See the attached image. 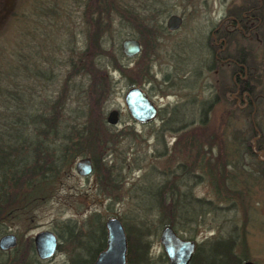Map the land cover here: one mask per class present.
I'll use <instances>...</instances> for the list:
<instances>
[{
    "label": "rangeland",
    "instance_id": "obj_1",
    "mask_svg": "<svg viewBox=\"0 0 264 264\" xmlns=\"http://www.w3.org/2000/svg\"><path fill=\"white\" fill-rule=\"evenodd\" d=\"M120 1L134 5L138 10L145 4L159 5L164 11L157 23L162 26L163 32L154 26L151 32H143L141 39L135 31L136 39L134 29L125 25L114 26L121 32L120 43L124 39L134 38L139 41L141 52L138 56L121 60V65L125 68L122 76L114 72V66L103 69L101 73L106 75L110 71L113 84L109 88L111 95L107 92V97H103L99 105L95 100L96 94H101L100 89L91 81L85 65L81 64L78 71L72 66V63L78 62L80 53L85 51L87 44L90 24L85 19V13L95 14L96 9L92 6L88 9L83 0H3L0 3V10L4 11V14H0V48L1 55H4L0 56L2 63L8 64L11 60L8 57L15 52L20 55L35 52L40 71L43 72L40 74L41 81L35 84L31 81L30 72H26L25 77L19 72L17 75L22 79L18 80L19 86L28 90L32 88L33 92H37L35 96H38L39 101H58L60 109L53 110L70 122L75 120L78 124H84L89 119L91 123L98 125L102 116L106 120L111 111L119 112L118 124L108 125L102 131L112 143L109 151L112 155L107 156L106 160L109 165L122 166L121 179L124 181L119 191L111 183L103 181L101 184L93 163L91 175L84 178L78 176L75 164L83 159L92 162L91 155L79 158L71 169H64L50 187H45L41 201L27 211L17 207L16 212L3 221L4 235H15L18 240L16 248L27 253L28 241L33 242L37 233L52 232L57 237L60 249L57 246L56 254L49 260H39L35 254L36 259L39 264H69L70 258L78 256V253L84 259L87 258L88 253L83 248L88 243L86 235H92L89 243L92 246L100 242L102 228L97 217L104 224L114 217L121 221L126 237H136L147 243V255L153 263L161 264L159 237L163 226L172 219L168 220L165 216L163 220L159 212L149 209L151 198L148 192H145L142 200L137 198L151 180L143 178L151 170L154 174L152 181L158 184L166 179L174 182L177 179H193L185 181L184 189L194 197L212 201L221 209L205 213L197 225L184 230L174 229L178 236L195 241L197 247L202 249L212 241L230 242L235 239L234 253L237 257L255 264H264V178L252 168L253 158L246 151L245 144L250 138V131L249 120L243 109L247 103L236 100L235 93H229L230 100L226 97L223 100L222 95L220 96V84L231 80L233 67L229 62L224 60L223 66L218 70H209L213 61L210 45L217 48L220 59L224 51L223 40L217 36L220 31L215 34L213 31L226 17L228 10L240 7L242 1ZM56 9L58 14H55ZM170 15H177L182 19L175 32L166 29V21ZM112 17L116 24L117 15L112 14ZM115 41L116 38L113 42ZM233 45L229 51L235 58L237 52L235 44ZM257 48L254 60L259 64L263 61L264 48ZM109 53H113L111 48ZM228 60L233 61L232 58ZM5 66L2 68H6ZM45 69L47 70L44 71ZM145 69L152 75V84L143 80ZM46 75L50 77V81L45 80ZM261 75L263 76L262 69L256 76ZM129 82H133V87ZM91 85H94L96 93L91 90ZM105 87L106 85L103 88ZM131 88L142 89L155 103L159 111L156 119L147 124L132 120L124 106V96ZM260 91L255 121L264 134L263 82ZM178 106L184 113L185 120L194 121V124L177 132L166 131L163 137H159L157 134L162 124L160 115L163 116ZM100 108L103 115L98 116ZM204 110L207 112L208 122L206 126H200ZM89 112L93 114L86 116ZM157 136L159 142L156 140ZM122 150L125 161L113 154ZM252 150L259 161H264L261 153L254 147ZM134 157L138 160L137 164L132 162ZM250 174H253L251 178ZM213 176H218V179H213ZM116 195L118 198L115 199ZM89 218L93 222L91 219L88 221ZM69 220L76 223L75 234L80 237L78 235V239L64 242L57 233L64 228H59L61 223ZM142 221L146 223L143 225ZM62 231L63 235L65 232ZM3 258L8 259L6 255ZM210 260L211 257L205 254L204 259L198 260V264H209Z\"/></svg>",
    "mask_w": 264,
    "mask_h": 264
},
{
    "label": "trees",
    "instance_id": "obj_2",
    "mask_svg": "<svg viewBox=\"0 0 264 264\" xmlns=\"http://www.w3.org/2000/svg\"><path fill=\"white\" fill-rule=\"evenodd\" d=\"M2 1L0 0L1 4ZM83 1L88 5V9L92 6L96 11L95 14L85 13V19L90 24L87 44L85 51L80 53L78 62L72 63V66L78 71L81 64L85 65L91 81H94L95 87L100 89L101 94L97 93L95 100L99 105L98 103L103 101V97H107V92L111 95L112 92H109V88L113 84L112 75H109L110 71L107 72V75L101 72L103 69L107 70L114 66V72L122 76L125 74V68L121 65V60L128 59L123 56L121 51V32L119 28H114V26L125 25L134 29L133 35L136 39V33L141 39L143 32H151L154 26L163 32V28L158 25L157 19L164 10L159 5L151 4H145L142 9L138 10L134 5L122 3L120 0ZM241 1L240 7L229 9L226 17L213 31L214 34L218 30L220 31V35L217 34V36L223 40L222 48L224 51L221 53L223 56L220 54L223 57L222 60V57L221 59L218 57L217 48L210 45L213 61L209 70H218L223 66L224 60L232 65L231 80L224 84L221 83L219 86L220 96L222 95L223 100L225 97L230 100L229 93H235L236 100L246 101L247 105L243 111H246L245 117L249 120L248 130L250 131V138L245 144L246 151L253 158L252 168L264 178V161H259L252 150L254 147L264 158V134L255 121L259 110L258 96L261 93L260 87L262 85V75L261 78L256 75L262 69L263 61L256 64L254 60L257 46L264 48V0ZM58 9H56L55 14H58ZM2 12L4 14V11L0 10V14ZM112 14L118 17L116 24ZM96 28L99 29V32ZM100 32L103 34L102 36ZM115 38L116 41L113 42ZM246 42L248 45H245ZM233 44H235L237 52L235 58L229 51ZM110 48L113 50L112 54L109 53ZM1 53L2 51L0 56L4 57ZM15 54L16 52L8 57L11 60L8 64L5 63L6 66L0 58V237L4 235L3 221L13 215L17 207L27 211L35 203L41 201L44 198L42 193L45 192V187H50L62 171L71 169L74 162L79 158L90 157L91 155L90 158L94 164V169L99 174L97 177L101 184L103 181L107 184L111 183V186L118 191L124 184L121 179L122 166L109 165L106 160L107 156L112 155L109 152L112 143L103 133L104 130L102 131L108 127L104 119L105 116H102L100 124L94 125L95 122L91 123L89 119L84 124H78L75 120L70 122L65 120L63 116L57 115L53 109H60L58 101L51 102L48 99L46 102L39 101L38 96H35L37 92H33L32 88L28 90V88L19 86L18 83L20 78L17 74L19 72L23 73V77H25L26 72H30L31 81L34 84L41 81L40 74L43 72L40 71L37 54L35 52L33 53L34 56L33 54ZM12 57H16V60ZM228 58H232L233 61H229ZM4 66L6 68H2ZM44 78L46 81L51 80L47 75ZM143 80L147 84H152V75L149 74L148 69H145ZM3 82L8 83L3 84ZM129 83L133 87V82ZM94 85H91V90L96 93ZM104 85H106L105 88H103ZM110 95L108 94V96ZM233 104L235 105V101ZM90 113L93 114V112H89L86 116H90ZM99 115H103L102 108L99 109ZM160 117L162 124L157 134L159 137H163V133L166 131L177 132L194 124V121L185 120V115L180 110V106L175 107L173 111H169L165 115L163 114V116L161 114ZM207 122L208 116L204 110L203 119L200 120L199 125L206 126ZM158 136L156 137L157 142L160 141ZM113 154L122 161L126 160L123 150ZM132 162L137 164L138 160L134 157ZM113 168L117 170L114 171ZM123 168L125 170L124 166ZM252 175L250 174L249 177L251 178ZM153 176V171L150 170V173L143 177L151 180L139 192L137 198L142 200L145 192L150 194L149 209L159 212L163 220L166 217L169 218L168 220L172 219L163 226L164 228L170 227L173 231L174 229L184 230L192 225H197L205 213L221 210L212 201L194 197L184 189L185 181L193 179H177L175 182L166 179L165 182L158 184L152 181ZM217 177L213 176V179H218ZM220 177L224 178L223 175ZM239 197L238 194L237 198ZM114 198L116 199L118 196L116 195ZM97 218L102 228L99 236L100 242L98 245L92 246L89 244L92 235H86L88 243L84 244L83 248L88 253L87 258L84 259L81 257L82 254L78 253V256L70 258L69 264H93L98 254L105 249V224L100 222L99 217ZM145 223L146 221H142L143 225ZM61 224L59 228L64 227L61 231L65 233L62 235L61 231L60 233L58 231L57 234L64 242L78 239L79 234H75L76 223L69 220ZM133 238L131 236L126 237V264H155L147 255L148 244L136 237ZM235 245V239H232L230 242H209L206 248L203 246V249L197 247L195 255L198 254L200 257L197 255L192 264H198L199 258L204 259L205 254L211 257L209 264H241L242 260L234 253ZM27 248V253L20 248L8 253L0 251V264H39L31 240L28 241ZM80 248L82 249V247ZM58 249H60V245H58ZM5 255L8 258L6 260L3 258ZM159 261L161 264H167L164 254L161 255Z\"/></svg>",
    "mask_w": 264,
    "mask_h": 264
},
{
    "label": "water",
    "instance_id": "obj_3",
    "mask_svg": "<svg viewBox=\"0 0 264 264\" xmlns=\"http://www.w3.org/2000/svg\"><path fill=\"white\" fill-rule=\"evenodd\" d=\"M182 19L177 15H170L166 21V29L169 32L178 30ZM121 51L125 58H133L141 52L139 41L133 38L124 39L121 42ZM126 111L137 123L147 124L154 120L158 114V108L148 95L140 88H131L124 96ZM106 122L110 126H116L119 122V112L111 111ZM93 171L92 162L83 159L75 164V172L80 177H88ZM107 231L106 249L102 251L93 264H126L127 239L121 221L117 218H109L105 222ZM169 259V264H187L194 248V243L181 242L170 227H165L159 237ZM18 240L13 234L0 237V251L7 252L17 247ZM35 254L39 260H49L57 251L58 240L55 234L49 231L37 233L33 238Z\"/></svg>",
    "mask_w": 264,
    "mask_h": 264
},
{
    "label": "flooded vegetation",
    "instance_id": "obj_4",
    "mask_svg": "<svg viewBox=\"0 0 264 264\" xmlns=\"http://www.w3.org/2000/svg\"><path fill=\"white\" fill-rule=\"evenodd\" d=\"M262 70H263V76H262V78H263V80H262V82H263V87H264V56H263V67H262ZM158 113H159V111H158ZM157 117V116H156ZM156 119V118H155ZM105 230H106V228H105ZM175 233V232H174ZM175 235H176V237L181 241V242H183V243H186V244H190V243H194V248H193V250L191 251V255H190V258H189V260H188V263L187 264H192V262H193V260H194V262H195V258L197 257V255H195V253H196V250H197V244H196V242L195 241H193V240H186V239H183V238H181L180 236H178L176 233H175ZM106 238H107V231H106ZM220 242V241H219ZM159 243H160V241H159ZM160 245H161V243H160ZM161 248H162V254H164V256L166 257V259H167V264H169V259H168V257H167V255L165 254V251H164V248H163V246L161 245ZM105 249H106V247H105ZM104 249V250H105ZM103 250V251H104ZM102 252V251H101ZM100 252V253H101ZM99 253V254H100ZM98 254V255H99ZM202 255V254H201ZM198 257H200L199 255H198ZM97 259V258H96ZM199 259H201V258H199ZM95 262V261H94ZM241 264H255L254 262H252V261H248L247 259H242V263Z\"/></svg>",
    "mask_w": 264,
    "mask_h": 264
}]
</instances>
